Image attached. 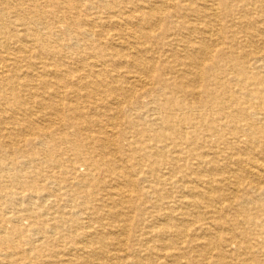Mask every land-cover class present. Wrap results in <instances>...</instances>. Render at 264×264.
I'll use <instances>...</instances> for the list:
<instances>
[{
    "label": "bare ground",
    "instance_id": "obj_1",
    "mask_svg": "<svg viewBox=\"0 0 264 264\" xmlns=\"http://www.w3.org/2000/svg\"><path fill=\"white\" fill-rule=\"evenodd\" d=\"M0 264H264V0H0Z\"/></svg>",
    "mask_w": 264,
    "mask_h": 264
}]
</instances>
